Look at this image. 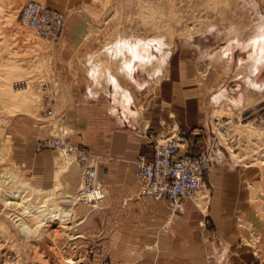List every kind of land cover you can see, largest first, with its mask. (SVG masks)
Returning a JSON list of instances; mask_svg holds the SVG:
<instances>
[{"label": "rangeland", "instance_id": "obj_1", "mask_svg": "<svg viewBox=\"0 0 264 264\" xmlns=\"http://www.w3.org/2000/svg\"><path fill=\"white\" fill-rule=\"evenodd\" d=\"M25 1L0 0V264H67L71 256L75 264H98L102 257L114 264H264V50L254 85L249 66L239 63L252 50L244 43L264 26V0H40L65 13L54 44L19 24ZM123 31L164 36L171 49L161 72L147 69L152 80L134 91L139 113L156 115L153 132L191 127L217 156L204 192L188 200L194 215L176 211L167 231L142 227L148 207L170 204L139 195L134 166L139 207L126 198L115 206L118 199L104 190L101 201L85 203L71 198L80 186V164L51 144L57 135L85 148L68 139L59 120L66 101L59 93L89 85V57L107 65L102 50ZM136 76L141 83L146 79ZM220 86L225 95L216 101ZM85 149L99 167V156ZM69 206V222L52 217L53 208ZM167 210L154 208L155 223L166 222ZM105 216L125 222L106 228ZM190 220L203 232L201 246L197 255L188 254L193 261L180 263L182 255L174 250ZM22 221L32 229L42 225L28 233ZM92 245L102 254L83 256Z\"/></svg>", "mask_w": 264, "mask_h": 264}, {"label": "crops", "instance_id": "obj_2", "mask_svg": "<svg viewBox=\"0 0 264 264\" xmlns=\"http://www.w3.org/2000/svg\"><path fill=\"white\" fill-rule=\"evenodd\" d=\"M99 62L100 64L98 65H102V62ZM86 64L88 67L87 77L90 78H88L89 85L85 83L84 86H82V84L81 86H69L68 90L66 88H63L62 90L61 88L62 91L59 93V97L63 94L66 101L64 106L61 107V111L58 107L60 111L59 120L70 133L68 139L71 142L81 144L85 148L89 149V151L99 156L100 165L98 167V178L103 185L102 192L104 190L109 198L115 197L118 200L121 198L130 199L132 200L130 202V206L139 207L140 203L138 199L140 197H135L138 189V182L132 175V161L138 155H144L145 157L151 156V145L147 142L143 135L147 130L158 131L154 119V116L156 115L153 114L154 112L150 111H141L139 113L140 108L136 106L138 101L135 99L134 91L140 90L134 88L129 83H124V86L128 88L132 98L129 105V108H131L130 112L121 107V98L119 99L118 94H115L116 90L113 89V87H107L105 80H101V87L97 88L90 86L92 80L91 76H89L91 62L88 60ZM113 64L116 63L109 62L107 65L102 66L111 69V65ZM98 65L96 67H99ZM261 69L262 67L260 70ZM116 70L112 71L115 72ZM147 84H145L143 88H145ZM103 85L105 87H103ZM103 89H108L111 94L103 93ZM91 91H95V93ZM164 103H166V101ZM146 124L151 126L147 129ZM190 128H182L183 130L181 132L186 134L188 137V151L190 153H194L204 144V142L199 141L198 138L193 136L190 133ZM206 138L210 139L208 135ZM118 200L115 202V206L120 205V200ZM153 205L148 207L151 210H146L149 219L144 223L146 226H142L151 231L155 229H164V231H167L169 223L172 222V217H174L176 211L179 212L178 216L182 215L187 218L188 216H193L195 212V209L189 204L188 199L181 200L176 206L170 205L169 207L165 201H162V203H156L154 206ZM156 206H163L166 209H169L167 210L169 215L166 222H163L162 224L155 223L156 221L154 218L156 217V212L154 211V208ZM106 212L110 211L107 209ZM124 222L125 221L122 220H116L113 222L106 216L103 220V224H105L106 228L109 227L108 224L110 223H115L116 227H118L121 226L120 223ZM185 225L186 232H180L179 234L180 237H182V239L180 238L179 248L174 250L178 251L179 254L182 255L179 260L180 263L183 261L187 262L194 260L192 258H188V254L192 256L193 254H198V246H201L199 236L203 235V232H198L199 229L194 221L190 220V222H187ZM151 234L152 233L149 231V235ZM154 235L155 233L153 236ZM195 259L197 260L198 258L196 257Z\"/></svg>", "mask_w": 264, "mask_h": 264}, {"label": "built area", "instance_id": "obj_3", "mask_svg": "<svg viewBox=\"0 0 264 264\" xmlns=\"http://www.w3.org/2000/svg\"><path fill=\"white\" fill-rule=\"evenodd\" d=\"M18 22L54 44L61 36L65 13L40 0H26L19 9ZM47 114L52 115L53 110L47 109ZM143 136L151 145L152 154L150 157L138 155L133 160V174L139 181L140 196L165 199L171 206H176L183 199L195 198L206 188L205 175L217 158L212 146H202L190 153L188 137L179 131L170 134L145 131ZM51 144L56 149L73 154L81 166L78 200L91 204L101 201L104 194L98 179L97 162L89 152L57 135L53 137ZM101 254V249L92 245L87 247L83 256L89 258ZM77 261L72 257L70 263L75 264ZM98 264L114 263L102 257Z\"/></svg>", "mask_w": 264, "mask_h": 264}, {"label": "bare ground", "instance_id": "obj_4", "mask_svg": "<svg viewBox=\"0 0 264 264\" xmlns=\"http://www.w3.org/2000/svg\"><path fill=\"white\" fill-rule=\"evenodd\" d=\"M259 27L260 29L258 28V30L249 38V40L246 41V43H244L245 48H252L251 52L248 54L249 57L247 56V58L244 60L239 59V63H246L249 66L250 74L252 76L249 82L250 85H254L256 83V80L254 79L253 76L256 75V72L260 70L261 68L260 66H262L263 63L262 53L264 50V26L260 25ZM124 32L125 31H123L122 34L117 35V37H115L113 41L110 42L108 45H106L102 50L108 61L116 63L117 70L113 72L108 67L98 65L100 64V62L96 61L93 56H90L88 59L89 62H91V68L89 69V76H91L92 79L90 85L92 87H97V88L101 87V80L103 81L105 80V82L107 83V87H113V89L116 90L115 94H118L119 99L121 98V102H120L121 107L124 108V110L130 112L131 108H129L130 107L129 105L131 103L132 98L128 88L124 86V83H129L134 88L141 90L145 86V84L150 82L153 78L152 77L153 74L147 73V69L149 68L156 69L157 72L160 73L161 68L165 66L167 62L168 55L171 49L168 45V42L165 41L164 36H153L152 38L148 39L149 37L129 35ZM225 51L228 50L222 48L221 54L225 55L224 53ZM226 58L228 59L229 62L231 61V54L229 51L227 52ZM96 64L99 67H96L97 66ZM137 72L142 76L145 75L146 79L143 81V83H141L139 78H137L136 76ZM223 89L224 87L220 86L218 94L213 96L214 100L217 101L218 99L224 97L225 94L223 92ZM103 90L104 93L111 94L108 91V89H103ZM170 133H174V132H170ZM170 133L161 132V134H170ZM72 155L73 154H71L70 156ZM203 192L204 191H201L193 199L190 198H186V199L196 200ZM75 197L78 199V192H77V196H73L71 198L75 199ZM51 214L52 217H54L55 219H59L64 223L69 222L68 220L73 215V208L71 206H69L67 209L56 207L51 210ZM38 216L40 217V215ZM40 220L42 221L46 220L45 215L44 217L42 216ZM41 225L42 223H39L35 226L34 229H32L28 224L22 221L21 230L28 233L33 231L37 232L38 228ZM71 260L72 257H68L66 259L67 264H70Z\"/></svg>", "mask_w": 264, "mask_h": 264}]
</instances>
